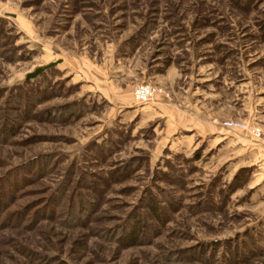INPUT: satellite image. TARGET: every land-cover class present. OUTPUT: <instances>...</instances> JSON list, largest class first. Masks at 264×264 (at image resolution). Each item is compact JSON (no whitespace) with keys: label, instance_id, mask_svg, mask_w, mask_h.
Masks as SVG:
<instances>
[{"label":"rangeland","instance_id":"1","mask_svg":"<svg viewBox=\"0 0 264 264\" xmlns=\"http://www.w3.org/2000/svg\"><path fill=\"white\" fill-rule=\"evenodd\" d=\"M0 264H264V0H0Z\"/></svg>","mask_w":264,"mask_h":264},{"label":"built area","instance_id":"2","mask_svg":"<svg viewBox=\"0 0 264 264\" xmlns=\"http://www.w3.org/2000/svg\"><path fill=\"white\" fill-rule=\"evenodd\" d=\"M161 94H164L163 90L154 88L147 84H142L138 86L135 90L136 99L141 103H145L151 100L156 95H161ZM225 126L236 130H248L251 132L253 136L257 138H261L262 136V131L259 128L254 127L250 129L249 126L246 124L231 121V122H227Z\"/></svg>","mask_w":264,"mask_h":264},{"label":"trees","instance_id":"3","mask_svg":"<svg viewBox=\"0 0 264 264\" xmlns=\"http://www.w3.org/2000/svg\"><path fill=\"white\" fill-rule=\"evenodd\" d=\"M46 69H48V67L38 68L34 73L30 74L28 77L30 79H34V78L42 75ZM12 199H14V196L12 197ZM136 229H137L136 226L132 227V229L130 230L131 234L135 233Z\"/></svg>","mask_w":264,"mask_h":264}]
</instances>
